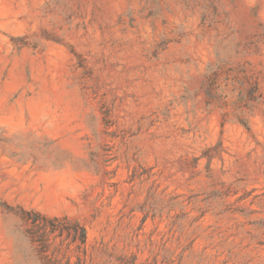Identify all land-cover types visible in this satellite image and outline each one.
Instances as JSON below:
<instances>
[{
    "label": "rangeland",
    "instance_id": "1",
    "mask_svg": "<svg viewBox=\"0 0 264 264\" xmlns=\"http://www.w3.org/2000/svg\"><path fill=\"white\" fill-rule=\"evenodd\" d=\"M0 264H264V0H0Z\"/></svg>",
    "mask_w": 264,
    "mask_h": 264
},
{
    "label": "trees",
    "instance_id": "2",
    "mask_svg": "<svg viewBox=\"0 0 264 264\" xmlns=\"http://www.w3.org/2000/svg\"><path fill=\"white\" fill-rule=\"evenodd\" d=\"M81 234H82V236H84V233H83V229L81 228Z\"/></svg>",
    "mask_w": 264,
    "mask_h": 264
}]
</instances>
